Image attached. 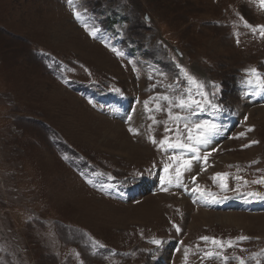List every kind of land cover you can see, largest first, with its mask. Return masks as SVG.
<instances>
[{
    "label": "rangeland",
    "instance_id": "rangeland-1",
    "mask_svg": "<svg viewBox=\"0 0 264 264\" xmlns=\"http://www.w3.org/2000/svg\"><path fill=\"white\" fill-rule=\"evenodd\" d=\"M260 26L261 0H0V264H264Z\"/></svg>",
    "mask_w": 264,
    "mask_h": 264
},
{
    "label": "snow or ice",
    "instance_id": "snow-or-ice-1",
    "mask_svg": "<svg viewBox=\"0 0 264 264\" xmlns=\"http://www.w3.org/2000/svg\"><path fill=\"white\" fill-rule=\"evenodd\" d=\"M69 3L72 4V3H73V0H69ZM261 3L264 4V0H261ZM76 16H77L78 19L80 18V14H79V13H76ZM85 26H86V28H87V25H85ZM96 31H97V30H95V29L93 28V29L90 31V34L93 35V36H95V35H96ZM260 32H261L262 35H264V26H260ZM113 51H116V50L113 49ZM117 54L119 55L120 53H117ZM250 72H251V74H253V75L256 77V80H255V84H256V86H257L261 91H264V76L259 75L257 69H251ZM184 74H185L186 76H188V74H187L186 72H185ZM188 79H189V82H190V83H197V82L195 81V78H194V77L188 76ZM248 82H249V83H252L251 80L248 81ZM198 86H199V87H202V85H198ZM163 99L167 100L168 97H164ZM192 103H196V102H195V101H192ZM175 104H176L177 107H180V108H184V107H189V106H190L189 102L186 101V100L183 99V98H180L178 101L175 102ZM196 106H197V107H200V104H199V103H196ZM213 107H215V105H213ZM170 115H171V113H170ZM175 119H179V117H175ZM196 127H197V128H201V129H205V135H204L202 138H198V139H197V143H204V144H207V143L209 142L208 139H207L208 131H215V125H208L207 122H204V123H201V124H197ZM130 131H131V129H130ZM188 139H189V140L192 139L191 134H189ZM153 142L155 143V141H153ZM163 143H164V141H161V144H163ZM169 146H172V145H169ZM176 146H183V145H176ZM189 150L192 151V152H196V151H197V148H196L195 146H192V147H190ZM167 170H168V169L166 168L165 171L167 172ZM176 175H177V178H179V176L181 175L179 169L177 170ZM253 195H259V194H258V193H254ZM177 230H179V229H177ZM202 239L207 240L208 238H207V237H203ZM154 243L159 244L160 241H154ZM213 243L216 244V243H219V242L213 240ZM229 246H231V245L229 244ZM209 255H211V254H209ZM241 264H243V261H241Z\"/></svg>",
    "mask_w": 264,
    "mask_h": 264
},
{
    "label": "bare ground",
    "instance_id": "bare-ground-1",
    "mask_svg": "<svg viewBox=\"0 0 264 264\" xmlns=\"http://www.w3.org/2000/svg\"><path fill=\"white\" fill-rule=\"evenodd\" d=\"M71 27V29H73V28H75L76 29V27L74 26V25H72V26H70ZM73 27V28H72ZM91 48V47H90ZM100 48V47H99ZM89 50V49H88ZM97 50V49H96ZM103 50V49H102ZM101 50V51H102ZM92 51H93V49H92ZM94 52V51H93ZM92 52V53H93ZM96 54V53H95ZM98 56V55H97ZM106 60H108V59H106ZM111 62L113 63L114 61H113V59L111 60ZM256 107H257V109L256 110H258V111H261V110H263L262 108H264V105L263 104H261V105H256ZM259 113V112H258ZM263 113V112H262ZM110 130L109 131H111L112 129L111 128H109ZM112 133H113V137H115V134H114V132H116V131H111ZM126 146V147H125ZM124 147L126 148V151L130 154V155H132L133 154V152L135 153V152H137V150L135 149V147H134V145L132 144V143H128V142H126L125 144H124ZM140 149V148H139ZM140 151V150H139ZM142 152V151H141ZM203 216H208V217H213L214 215L213 214H209V212H203V214H202ZM216 217H217V220L218 221H220V222H227V223H234V222H237L238 221V219H242V217L243 216H240V215H237V214H230V215H228V214H226V215H220V214H216ZM216 220V219H215ZM207 221V220H206ZM235 224H237V223H235Z\"/></svg>",
    "mask_w": 264,
    "mask_h": 264
}]
</instances>
